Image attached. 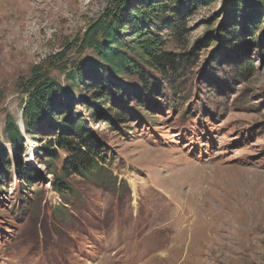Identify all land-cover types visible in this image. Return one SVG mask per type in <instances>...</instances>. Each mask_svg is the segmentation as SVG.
Segmentation results:
<instances>
[{"label":"rangeland","instance_id":"rangeland-1","mask_svg":"<svg viewBox=\"0 0 264 264\" xmlns=\"http://www.w3.org/2000/svg\"><path fill=\"white\" fill-rule=\"evenodd\" d=\"M224 3L201 0L166 46L196 53L181 93L169 96L173 107L144 102L147 117L131 113L119 127L99 116L106 177L73 175L75 191L62 198L40 163L52 136L38 126L27 135L18 125L24 166L35 171L20 189L6 118L21 121L27 96L18 81L36 65L63 51L70 64L93 55L78 39L118 0H0V142L11 162L0 190V264H264V55L245 37L255 69L234 76L244 54H219V70L217 43L195 49L225 18ZM57 154L59 170L66 153Z\"/></svg>","mask_w":264,"mask_h":264},{"label":"trees","instance_id":"trees-1","mask_svg":"<svg viewBox=\"0 0 264 264\" xmlns=\"http://www.w3.org/2000/svg\"><path fill=\"white\" fill-rule=\"evenodd\" d=\"M200 1L137 0L132 4L129 0H118L115 9H107L78 39L77 47L91 49L92 56L70 64L65 61L67 51H63L45 60L43 65H36L27 78L19 79L18 88L27 96L22 113L25 134L33 135L37 126L49 130L47 135L52 137L41 147L44 159L40 163L51 171L52 187L62 198L75 191L70 180L73 175L106 177L104 165L108 152L94 125L99 116L107 113L110 122L119 127L131 113H143L147 117L144 102L154 108L163 99L165 103L159 102V107L171 108L173 99L169 100V96L181 93L180 82L193 67L196 53L180 54L166 46L182 37L188 13L199 7ZM262 9L264 0H225V18L214 31L206 32L195 49L201 51L217 43L219 47L211 56L213 64L218 65L217 56L221 53L231 60L244 54L239 65L230 67V74L245 76L252 72L255 65L247 55L245 37H252V44L260 46L264 55V36H256ZM221 67L218 65L219 70ZM51 69L64 73L66 84L55 79ZM206 73L203 76L210 86V72L207 77ZM225 77L231 80L226 74L218 78ZM4 134L13 148L17 173L22 180L20 189L24 190L32 186L35 171L24 166L21 153L24 133L11 115L6 118ZM59 150L66 157L56 170ZM6 151L0 142V190L5 184L4 175L11 172Z\"/></svg>","mask_w":264,"mask_h":264},{"label":"water","instance_id":"water-1","mask_svg":"<svg viewBox=\"0 0 264 264\" xmlns=\"http://www.w3.org/2000/svg\"><path fill=\"white\" fill-rule=\"evenodd\" d=\"M18 125L20 126V128H21L22 130L25 129V127H24V122H23L22 120L18 123Z\"/></svg>","mask_w":264,"mask_h":264},{"label":"bare ground","instance_id":"bare-ground-1","mask_svg":"<svg viewBox=\"0 0 264 264\" xmlns=\"http://www.w3.org/2000/svg\"><path fill=\"white\" fill-rule=\"evenodd\" d=\"M196 199V198H195ZM207 212H209V211H207ZM206 213V212H205ZM195 214V213H194ZM208 217V216H207ZM185 237V236H184ZM182 238V237H181ZM184 239V238H183ZM163 253V252H162ZM158 257H160V256H158ZM157 258V257H156ZM156 258H154V259H156ZM146 263V262H145Z\"/></svg>","mask_w":264,"mask_h":264}]
</instances>
